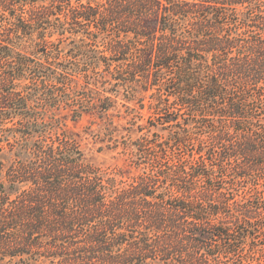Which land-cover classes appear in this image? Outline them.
<instances>
[{"label": "trees", "instance_id": "obj_1", "mask_svg": "<svg viewBox=\"0 0 264 264\" xmlns=\"http://www.w3.org/2000/svg\"><path fill=\"white\" fill-rule=\"evenodd\" d=\"M138 84L169 135L123 186L57 116ZM0 145V264H264V0H0Z\"/></svg>", "mask_w": 264, "mask_h": 264}, {"label": "rangeland", "instance_id": "obj_2", "mask_svg": "<svg viewBox=\"0 0 264 264\" xmlns=\"http://www.w3.org/2000/svg\"><path fill=\"white\" fill-rule=\"evenodd\" d=\"M113 30L115 29L111 31ZM135 89L137 98L134 100H131L130 95L123 90L118 97L113 96V106L105 114L97 111L88 112L77 121H72L66 111L57 116L63 120L68 117L67 126L64 128L65 135L79 147L85 164L103 173L111 174L117 179V183L123 186L129 185L143 172H149L152 169L150 167L149 170H142L135 166L133 161L144 163L145 158L140 160L134 158L135 147L133 145L143 137L160 140V137L167 139L169 135V129L161 125L162 122L158 120L155 111L148 107L151 92L146 93L141 84L135 85ZM139 97L146 98L145 108H141ZM2 165L17 166L19 161L13 160L10 147L4 148L0 145V166ZM3 177L4 174H0V183H2ZM81 232L85 233L86 229L83 228ZM61 239L68 241L67 237ZM84 251L93 250L82 249L70 253L74 254V261L75 259L84 260L86 257L79 254ZM38 258L39 256L36 255L28 259H16L9 264H58L57 261L53 262V257ZM102 258L111 260L110 256Z\"/></svg>", "mask_w": 264, "mask_h": 264}]
</instances>
